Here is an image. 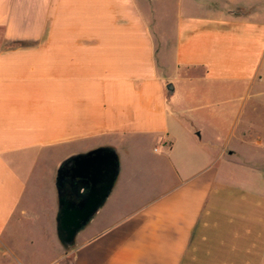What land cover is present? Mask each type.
Segmentation results:
<instances>
[{
    "label": "crops",
    "instance_id": "obj_1",
    "mask_svg": "<svg viewBox=\"0 0 264 264\" xmlns=\"http://www.w3.org/2000/svg\"><path fill=\"white\" fill-rule=\"evenodd\" d=\"M0 28V264H264V0H0ZM98 148L63 246L57 169L79 200Z\"/></svg>",
    "mask_w": 264,
    "mask_h": 264
},
{
    "label": "water",
    "instance_id": "obj_2",
    "mask_svg": "<svg viewBox=\"0 0 264 264\" xmlns=\"http://www.w3.org/2000/svg\"><path fill=\"white\" fill-rule=\"evenodd\" d=\"M166 86L170 91L173 89L170 82ZM75 159L77 171L82 177L77 184L83 187V190L79 191V200H72V198L66 196L64 181L66 172L64 163L66 160L60 163L56 175L58 198L61 205L58 214L57 236L63 246L66 247L75 244L78 230L94 215L98 206L103 202L116 174V162L110 149L98 148ZM70 169L72 176V167ZM85 177L89 179V185L87 186L83 185Z\"/></svg>",
    "mask_w": 264,
    "mask_h": 264
},
{
    "label": "rangeland",
    "instance_id": "obj_3",
    "mask_svg": "<svg viewBox=\"0 0 264 264\" xmlns=\"http://www.w3.org/2000/svg\"><path fill=\"white\" fill-rule=\"evenodd\" d=\"M7 44H8V42L3 38V36H2V30L0 28V45H7ZM177 85H178V87H180V82L179 81H178ZM219 97H220V99L222 101V103H221V106H222V104L227 100L226 97H228V94H226L225 92H220ZM227 126L228 125L225 123V125L223 126V128L226 129ZM262 142H263V145H264V138H262Z\"/></svg>",
    "mask_w": 264,
    "mask_h": 264
},
{
    "label": "trees",
    "instance_id": "obj_4",
    "mask_svg": "<svg viewBox=\"0 0 264 264\" xmlns=\"http://www.w3.org/2000/svg\"><path fill=\"white\" fill-rule=\"evenodd\" d=\"M24 42L21 41V40H12L11 42H8V44H13V45H16V44H23Z\"/></svg>",
    "mask_w": 264,
    "mask_h": 264
},
{
    "label": "flooded vegetation",
    "instance_id": "obj_5",
    "mask_svg": "<svg viewBox=\"0 0 264 264\" xmlns=\"http://www.w3.org/2000/svg\"><path fill=\"white\" fill-rule=\"evenodd\" d=\"M65 181V180H64Z\"/></svg>",
    "mask_w": 264,
    "mask_h": 264
}]
</instances>
